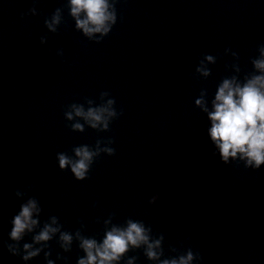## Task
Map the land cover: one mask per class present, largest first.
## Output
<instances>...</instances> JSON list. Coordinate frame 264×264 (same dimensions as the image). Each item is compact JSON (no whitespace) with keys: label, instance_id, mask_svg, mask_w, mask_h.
Masks as SVG:
<instances>
[{"label":"water","instance_id":"water-1","mask_svg":"<svg viewBox=\"0 0 264 264\" xmlns=\"http://www.w3.org/2000/svg\"><path fill=\"white\" fill-rule=\"evenodd\" d=\"M66 3L0 0V264H25L5 242L27 196L40 201L41 223L56 215L63 230L83 224L97 239L109 214L114 223L142 220L164 235L162 259L191 248L202 258L194 264H264V165L222 163L194 104L202 88L211 99L233 74L226 48L239 56L241 79L253 71L264 0H118L117 22L98 43L75 29ZM33 4L37 15H21ZM57 7L63 20L53 33L44 20ZM205 54L217 60L202 78L195 68ZM101 91L122 115L105 132L71 130L65 107L86 97L99 103ZM108 137L115 154L101 153L84 180L59 169L57 152L72 155L74 146ZM17 189L26 196L17 198ZM48 243L51 259L60 253L76 264L83 255L75 240L67 253L55 238ZM133 255L136 264H153L142 248ZM27 264H46L43 252Z\"/></svg>","mask_w":264,"mask_h":264},{"label":"clouds","instance_id":"clouds-1","mask_svg":"<svg viewBox=\"0 0 264 264\" xmlns=\"http://www.w3.org/2000/svg\"><path fill=\"white\" fill-rule=\"evenodd\" d=\"M118 0H67L66 7L74 20V27L89 40L100 42L112 30L117 22L116 4ZM37 15L35 4L27 13L21 15ZM63 20V8L55 11L44 20L50 32H57ZM40 44L47 42L46 36L39 38ZM257 53L251 58L253 71L240 78L241 68L237 52L229 48L225 54H230L234 60L226 68L232 70L217 84L214 94L209 99L207 89L202 88L195 98L194 104L206 114L208 121L206 134L213 146V155H218L222 163L242 161L246 168L259 169L264 165V42L257 45ZM58 56H63V49L56 50ZM217 57L205 54L198 62L195 73L198 77L207 78L211 75L209 65L215 64ZM115 98L108 91H101L99 103L91 98H85L84 103L73 102L64 110L66 121L73 131L84 132L90 127L98 132L110 129L111 122L123 113L117 111ZM111 137L97 139L95 146L81 144L71 149L72 155L57 152L56 160L61 170L68 169L77 180L88 177L95 159L101 153L114 155L115 149ZM17 198L26 196V192L17 189ZM159 193L149 198V203H155ZM42 205L35 196H27L19 205V210L10 220L11 228L8 237L11 242H5L8 252L19 256L27 264L28 261L43 252L46 264H56L63 260L68 264V257L57 253L56 259H51L49 241L56 239L59 247L65 252L72 248L73 241L78 242L83 255L76 259V264H136V256H127L133 249H143V253L153 264H194L202 258L200 253L188 248L176 256L163 258L162 242L164 235H153L150 225L144 221L132 218L122 223H114V213L103 219V235L100 239L83 234L84 225L74 232L63 230V225L56 215H51L41 223ZM100 222V218H97ZM32 234L31 242L21 241ZM172 251H176L175 248ZM126 257V258H125Z\"/></svg>","mask_w":264,"mask_h":264}]
</instances>
